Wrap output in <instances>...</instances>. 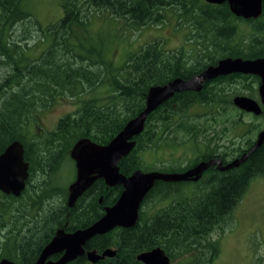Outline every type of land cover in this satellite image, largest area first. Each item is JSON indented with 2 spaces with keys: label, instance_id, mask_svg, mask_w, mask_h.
I'll list each match as a JSON object with an SVG mask.
<instances>
[{
  "label": "trees",
  "instance_id": "obj_1",
  "mask_svg": "<svg viewBox=\"0 0 264 264\" xmlns=\"http://www.w3.org/2000/svg\"><path fill=\"white\" fill-rule=\"evenodd\" d=\"M22 1L0 0V59L6 67L0 76V153L18 140L29 162L22 194L14 197L0 192V259L34 264L57 230L91 225L123 190L122 185L107 186L97 178L69 207L68 185L75 172L68 185L56 184L55 178L65 159L71 158L72 146L81 138L107 144L143 110L153 85L176 77L189 79L222 57H263L264 0L262 15L248 20L234 16L227 3L214 5L202 0H61L63 17L45 28L23 8ZM169 8L177 9L178 18L194 26L197 46L192 52L165 49L159 40H153L115 66L101 48L86 45L90 38L87 26L95 13L106 12L137 28L162 23ZM238 22L249 25L248 35L241 33ZM29 25L42 31L47 40L36 56L27 52ZM13 35L20 36L19 40H12ZM258 81L256 75L230 73L203 82L198 91L176 92L147 115L143 130L133 137V149L118 162L120 172L146 171L141 153L162 144L196 154L186 167L158 168L162 172H181L211 158L226 162L240 157L253 147L255 139L247 138L244 146L233 143L231 147L219 141L235 132L230 129H236L244 113L234 106L233 97L243 93L252 96ZM103 85L108 88L105 97L79 98ZM60 96L78 97L75 110L60 117L52 130L30 134V123L37 121L39 110ZM249 126L250 130L260 128L251 122ZM257 175H264V141L237 167L206 169L203 179L194 181L188 191L181 190L187 181L157 180L144 197L133 227H115L85 244L86 250L99 253L114 248L113 256L91 263L83 254L66 264H143L136 256L155 247L163 248L176 264H211L219 251L212 233L223 227ZM171 196L167 204L154 206Z\"/></svg>",
  "mask_w": 264,
  "mask_h": 264
},
{
  "label": "water",
  "instance_id": "obj_2",
  "mask_svg": "<svg viewBox=\"0 0 264 264\" xmlns=\"http://www.w3.org/2000/svg\"><path fill=\"white\" fill-rule=\"evenodd\" d=\"M209 4L227 3L230 12L242 19H257L263 12V0H203ZM230 73L252 74L259 77V102L247 95H236L232 101L238 109L259 115L264 113V56L256 58L222 57L215 64L207 66L197 75L182 79L176 77L163 85H153L148 89L144 109L129 119L123 128L104 145L88 138L79 139L70 149L69 155L75 161V178L68 185L67 203L72 207L77 198L97 179L102 178L107 186L122 185L123 190L116 202L105 207L104 214L91 225L73 231L57 230L56 234L42 248L34 264H66L85 254L94 263L104 257L113 256L115 249L108 247L102 252L86 250V242L95 235L105 234L115 227H133L139 217L141 203L155 181H197L203 172L216 166L221 171L239 166L248 154L264 141V127L258 132L253 147L240 157L222 165L220 158L201 160L182 172H162L135 170L130 175L120 172L118 162L134 147L133 137L144 128L147 115L176 92L198 91L204 81ZM29 176V164L24 157V145L13 140L0 153V192L18 197L25 189ZM59 254L56 259L52 255ZM136 259L143 264H174L165 250L155 247L142 251ZM0 264H15L7 258Z\"/></svg>",
  "mask_w": 264,
  "mask_h": 264
},
{
  "label": "rangeland",
  "instance_id": "obj_3",
  "mask_svg": "<svg viewBox=\"0 0 264 264\" xmlns=\"http://www.w3.org/2000/svg\"><path fill=\"white\" fill-rule=\"evenodd\" d=\"M22 6L37 20L41 28L56 24L63 17L61 0H23ZM175 10L177 9H166L162 23H150L137 28L130 24H125L121 19L105 15L106 12L104 14L102 12L95 13L90 16L87 26L90 38L87 40L86 45L101 48L106 58L110 59L109 61L115 66L122 65L131 53L153 40H159L165 49L175 50L183 48L187 52H192L194 47L197 46V42L194 39V26L190 25V21H183L180 17L178 18ZM261 19L264 21V16ZM238 23L240 29H242L241 33L248 35V32H250L249 25L245 22ZM20 27L21 25L19 24L17 26L18 33L20 32ZM29 30L31 39L27 41V52L31 56H36L46 47L47 40L43 37L42 31L38 30L36 26L29 25ZM19 37L13 35L11 39L19 40ZM20 44L24 45L23 42H20ZM5 71V64L0 59V76ZM253 86L256 89L250 97L259 102L258 84ZM107 89L103 85L93 91L83 93L79 98H103L107 95ZM241 95L248 96V93ZM77 104L78 97H58L54 104L39 110L37 121L30 123V134L52 130L58 119L75 110ZM233 113L238 116L236 112ZM239 118L241 122L237 124L236 129H230L235 132L225 134L219 141L220 144H227L228 147H231L233 143L244 146L247 138L256 139L258 132L264 127V113L254 115L244 111ZM250 122L260 125V128L250 130ZM228 124L231 127V124ZM215 127L219 128V125L216 124ZM183 149H174L170 145L162 144L155 150L149 148L143 151L141 156L146 163L144 169L146 171H159L158 168L160 167V169L163 167L164 169H172V166L177 165L186 167L187 164L193 161L196 154L192 151L184 153ZM61 169L59 177L56 176L55 178V183L68 185L74 178L75 161L68 156L63 162ZM36 180L40 179L36 178ZM199 184L198 186L202 187V183ZM193 185L194 181H187L186 187H182L181 190L184 188L185 191H188V188H192ZM198 186H195L193 190ZM36 192L39 191L36 190ZM176 193H173L174 197ZM171 198L173 196L162 202L157 201L154 206L160 207L167 204ZM49 201H46V204ZM222 226L224 228L217 227L211 235V238L218 240L219 248L218 255L211 264H264V175H257L250 181L246 192ZM222 228L223 231L220 233ZM176 263L177 261H174V264Z\"/></svg>",
  "mask_w": 264,
  "mask_h": 264
},
{
  "label": "flooded vegetation",
  "instance_id": "obj_4",
  "mask_svg": "<svg viewBox=\"0 0 264 264\" xmlns=\"http://www.w3.org/2000/svg\"><path fill=\"white\" fill-rule=\"evenodd\" d=\"M258 77V76H257ZM259 78V77H258ZM259 82H260V79H259V81L256 83V84H258L259 85ZM256 140V139H255ZM221 162H222V165H224V164H226L228 161H226V162H223L222 160H221ZM188 169V168H187ZM207 169H219L218 167H216V166H213V167H209V168H207ZM231 169V168H230ZM29 177V176H28ZM27 181V180H26ZM25 188H26V186H25ZM24 191V190H23ZM22 191V192H23ZM22 194V193H21Z\"/></svg>",
  "mask_w": 264,
  "mask_h": 264
},
{
  "label": "bare ground",
  "instance_id": "obj_5",
  "mask_svg": "<svg viewBox=\"0 0 264 264\" xmlns=\"http://www.w3.org/2000/svg\"><path fill=\"white\" fill-rule=\"evenodd\" d=\"M225 3H226V2H225ZM214 5H219V4H214ZM262 13H263V12H262ZM261 15H262V14H261ZM257 19H258V18H257ZM245 20H248V19H245ZM196 75H197V74H196ZM194 76H195V75H194ZM192 77H193V76H192ZM180 78H181V77H180ZM216 78H217V77H216ZM182 79H183V78H182ZM214 79H215V78H214ZM211 80H212V79H211ZM208 81H210V80H208ZM204 82H206V81H204ZM164 102H165V101H164ZM164 102H163V103H164ZM159 106H160V105H159ZM156 108H157V107H156ZM156 108H155V109H156ZM143 109H144V108H143ZM155 109H154V110H155ZM154 110H153V111H154ZM151 112H152V111H151ZM151 112H150V113H151ZM26 161H27V160H26ZM27 162H28V161H27ZM28 164H29V162H28ZM113 249H114V248H113Z\"/></svg>",
  "mask_w": 264,
  "mask_h": 264
}]
</instances>
